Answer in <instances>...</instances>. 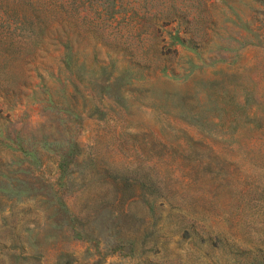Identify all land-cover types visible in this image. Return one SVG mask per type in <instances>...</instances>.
Wrapping results in <instances>:
<instances>
[{"label": "rangeland", "instance_id": "rangeland-1", "mask_svg": "<svg viewBox=\"0 0 264 264\" xmlns=\"http://www.w3.org/2000/svg\"><path fill=\"white\" fill-rule=\"evenodd\" d=\"M11 1L0 264H264V0H177L138 39Z\"/></svg>", "mask_w": 264, "mask_h": 264}, {"label": "trees", "instance_id": "trees-1", "mask_svg": "<svg viewBox=\"0 0 264 264\" xmlns=\"http://www.w3.org/2000/svg\"><path fill=\"white\" fill-rule=\"evenodd\" d=\"M166 1V9L154 13L152 9L157 8L155 0H13L10 2L11 12L9 16L19 18L18 20L23 22L21 28L33 33L36 31L42 33L46 31L50 20L53 19V15L58 9L68 14L76 13L79 15L84 13L82 20L86 23L92 22L95 25L104 27V29L113 27V30L121 37L131 36L138 39L141 24L155 28V19L171 16L177 0H159L158 4H163ZM187 4L190 6V11L191 9L198 10L197 7L206 5L205 0H187ZM115 22L116 25H112ZM107 33L108 35L114 34ZM10 44L15 50L14 38ZM237 80L238 77H234L231 82L235 83ZM224 92H227V96L231 101L235 100L237 102V98L234 96L235 93H229L227 89ZM139 183L142 184L143 182ZM165 202L166 200L163 199L162 204ZM194 235L197 237L193 240L194 242L213 239L211 236L205 237L199 232L194 233ZM263 248L264 243H261L258 249L260 255L264 254Z\"/></svg>", "mask_w": 264, "mask_h": 264}]
</instances>
